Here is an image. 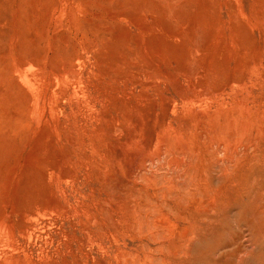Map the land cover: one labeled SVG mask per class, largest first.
I'll list each match as a JSON object with an SVG mask.
<instances>
[{"label": "rangeland", "instance_id": "rangeland-1", "mask_svg": "<svg viewBox=\"0 0 264 264\" xmlns=\"http://www.w3.org/2000/svg\"><path fill=\"white\" fill-rule=\"evenodd\" d=\"M0 264H264V0H0Z\"/></svg>", "mask_w": 264, "mask_h": 264}, {"label": "bare ground", "instance_id": "bare-ground-1", "mask_svg": "<svg viewBox=\"0 0 264 264\" xmlns=\"http://www.w3.org/2000/svg\"><path fill=\"white\" fill-rule=\"evenodd\" d=\"M192 120H193V119H192ZM200 123H201V122H200ZM205 123H207V122H205ZM205 128H206V127H205ZM205 128H204V129H205ZM211 131H212V130H211ZM211 131H210V132H211ZM204 132H206V131H204ZM207 134H208V133L206 132V135H207ZM205 138H206V137H205ZM209 138H210V140H211L212 137L210 136ZM206 141H207V140H206ZM222 142H223V140H222ZM214 143H216V141H215ZM192 170H193V168H192ZM195 171H196V170H195ZM195 180H196V178H195ZM192 187H193V186H192ZM194 187H195V185H194ZM192 189H195V188H192ZM194 191H195V190H194ZM188 194H189V193H188ZM188 194H187V195H188ZM187 195H186V196H187ZM194 195H195V194H194ZM253 212H254V211H253ZM253 212H252V213H253ZM208 214H210V213H208ZM7 217H8V216H7ZM247 217H249V216H247ZM5 219H6V218H5ZM247 219H248V218H247ZM211 220H212V219H211ZM256 220H257V219H256ZM258 221H259V220H258ZM4 224H5V223H4ZM247 228H248V227H247ZM253 228H254V226H253ZM254 231H255V230H254ZM256 240H257V239H256Z\"/></svg>", "mask_w": 264, "mask_h": 264}]
</instances>
